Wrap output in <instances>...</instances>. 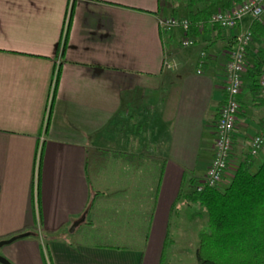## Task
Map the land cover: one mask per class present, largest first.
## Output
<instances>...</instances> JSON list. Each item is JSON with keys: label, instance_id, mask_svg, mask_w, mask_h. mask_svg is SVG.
<instances>
[{"label": "crops", "instance_id": "0c3cea01", "mask_svg": "<svg viewBox=\"0 0 264 264\" xmlns=\"http://www.w3.org/2000/svg\"><path fill=\"white\" fill-rule=\"evenodd\" d=\"M239 1H210L209 13ZM190 10L186 0H0V240L25 233L0 247L12 264H147L153 239L163 250L175 202L213 156L229 51L254 21L208 25L183 46L184 32L159 19ZM263 43L251 40L248 66ZM245 72L222 180L264 127V101L250 95L252 112H263L251 135L242 132ZM87 226L103 240H84Z\"/></svg>", "mask_w": 264, "mask_h": 264}, {"label": "trees", "instance_id": "16d2710c", "mask_svg": "<svg viewBox=\"0 0 264 264\" xmlns=\"http://www.w3.org/2000/svg\"><path fill=\"white\" fill-rule=\"evenodd\" d=\"M210 1L214 0H186V6L191 8L189 14L193 23L211 14L209 13ZM196 2H202V5L194 6ZM70 14L71 11L63 35L62 50L67 38ZM193 31L196 32V29ZM250 31L252 40H259L264 35V25L253 21ZM246 68L247 77L250 79L249 90L252 100L255 103H260L264 101L260 95L259 84V77L264 73V48L258 50L257 58ZM56 84L57 73L52 88L47 120L52 109ZM237 99L241 108V93ZM239 112L240 109L238 114ZM262 131H264V127ZM263 147L264 142L261 149ZM42 151L43 144L38 143L35 153L36 194L39 191ZM254 157L255 155L250 152L244 156L225 188L221 189L218 185L206 186L203 190L197 191L195 187L200 181L191 179L192 189L180 194L185 202L197 203L207 213V227L198 235V244L195 250L196 264H264V157L258 168L252 171ZM91 203L92 197L89 199L84 213L90 208Z\"/></svg>", "mask_w": 264, "mask_h": 264}, {"label": "built area", "instance_id": "2783aa9c", "mask_svg": "<svg viewBox=\"0 0 264 264\" xmlns=\"http://www.w3.org/2000/svg\"><path fill=\"white\" fill-rule=\"evenodd\" d=\"M69 13L70 8L68 9V15ZM246 15H250L254 21L263 23L264 0H242L240 2H234L232 6L213 12L208 17L199 20L196 23H193L188 17L167 16L159 19V25L164 31H171L177 28L181 29L184 32V37L181 42L182 45L193 46L195 44V40L188 35L189 32H192L195 29L197 32H202L207 25L232 28L236 26ZM251 40L252 33L248 29L236 37L235 42L229 51V60L224 80L226 97L224 103L218 111V118L215 124L213 156L209 166L207 167L204 178L195 187L197 191L203 190L206 186H217L222 181L224 173L228 167L229 156L232 148V135L236 126L237 114L240 109V103L237 97L241 93L243 87L242 75L246 70V53ZM205 55V51H200V63H203ZM198 72H201V70L199 69ZM259 84L261 87L260 95L264 99V73L259 77ZM51 96L52 90L49 97L50 102ZM50 102L47 106V113ZM263 142L264 131L251 138L249 152L252 155H256L261 149Z\"/></svg>", "mask_w": 264, "mask_h": 264}, {"label": "rangeland", "instance_id": "374dc122", "mask_svg": "<svg viewBox=\"0 0 264 264\" xmlns=\"http://www.w3.org/2000/svg\"><path fill=\"white\" fill-rule=\"evenodd\" d=\"M246 91L247 93L243 110H245L247 115L246 122L250 126L247 130L242 129V132L246 133V135H251L253 130L257 128V121L255 117H261L263 111L257 113L252 112L251 108L253 104L250 103L251 94H249L248 89H246ZM263 157L264 147L255 155L254 164L251 168L252 171H255L258 168L263 160ZM232 175L233 171L228 172L226 179L222 180L218 184V187L221 189L225 188L231 180ZM188 187L190 188L188 189L190 191L192 187ZM174 207L175 211L173 209L169 219L167 237L163 250H160V241L153 239L151 248H149L147 252V264H196L195 250L198 244V235L200 231L206 229L207 227L206 210L197 203L185 202L181 197L175 202ZM87 230L88 232L84 236V240L88 242L103 240L101 237L103 232L99 230V227L87 226ZM82 231L84 232V225L81 224L75 229L73 234L79 235ZM158 235L159 233L156 234L157 238ZM109 241L111 243H120L117 240ZM162 252L163 255L161 256L160 261V257L158 256L159 253L162 254Z\"/></svg>", "mask_w": 264, "mask_h": 264}, {"label": "water", "instance_id": "95a60500", "mask_svg": "<svg viewBox=\"0 0 264 264\" xmlns=\"http://www.w3.org/2000/svg\"><path fill=\"white\" fill-rule=\"evenodd\" d=\"M83 220H84V216L82 218H80L79 220L74 221L71 224V226L69 228V231H73L76 228V226ZM23 235H25V234H16V235H13V236H11L9 238L1 239L0 240V247L3 246L4 244H8V243L12 242L13 240H15V239H17V238H19V237H21ZM0 263H2V264H12L7 258L2 256L1 254H0Z\"/></svg>", "mask_w": 264, "mask_h": 264}]
</instances>
